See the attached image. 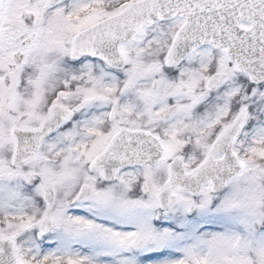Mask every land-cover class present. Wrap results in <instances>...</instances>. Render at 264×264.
Segmentation results:
<instances>
[{
	"label": "snow or ice",
	"instance_id": "obj_1",
	"mask_svg": "<svg viewBox=\"0 0 264 264\" xmlns=\"http://www.w3.org/2000/svg\"><path fill=\"white\" fill-rule=\"evenodd\" d=\"M0 264H264V0H0Z\"/></svg>",
	"mask_w": 264,
	"mask_h": 264
}]
</instances>
